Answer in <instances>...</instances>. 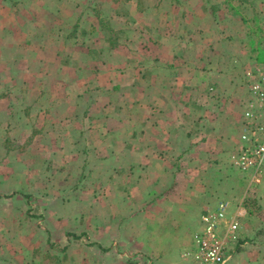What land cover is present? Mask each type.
<instances>
[{"label":"crops","instance_id":"crops-1","mask_svg":"<svg viewBox=\"0 0 264 264\" xmlns=\"http://www.w3.org/2000/svg\"><path fill=\"white\" fill-rule=\"evenodd\" d=\"M183 4L185 11L178 15L165 12L157 17L138 12L137 1H116V31L128 34L115 43L108 37L94 50L91 39L99 29L92 19L78 15L75 6L69 9L54 0H0V53L19 55L18 63L24 67L37 64L34 72L41 86L59 81L64 87H82L80 96H70L67 87L59 104L53 89L42 93L40 103H35L42 118L40 129L44 134L57 131L55 122L60 118L63 129L84 136L82 143L93 141L94 145L103 146L109 156L114 155L111 159L115 169L112 176L106 175L113 189L103 187L97 198L100 213L116 215L115 228L121 237L122 229L129 227L135 232L131 237L136 239L139 220L146 214L151 215L147 228L155 240V231L162 228L161 224L182 229L183 212L190 221L196 210L205 205L192 238L201 226L202 214L220 203L226 204L227 220L239 223V233L247 232L244 221L251 211L246 198L253 196L252 192L233 198L230 194L229 198L208 205L205 202L213 197L209 188L201 192L198 188L197 193L194 187H188L191 182H206L205 175L191 178L172 169L193 164L198 167L196 171L209 172V166L221 165L222 155L239 142L244 108L241 96L234 94L235 83L229 77V69L220 62L221 47L212 41L223 36L220 18L204 10L203 0H182ZM94 53L99 55L95 60L90 56ZM69 69L77 71L68 83ZM57 74L59 79L55 78ZM53 77L50 82L48 79ZM208 85L218 87L210 95L209 109L203 105L204 88ZM223 85L228 88L221 92L219 87ZM111 115L116 128L103 129V121ZM108 131L113 136H105ZM69 140L73 145L75 140ZM83 148L80 154L76 150L82 162L89 153ZM187 152L193 160L186 159ZM182 153L185 156L178 158ZM90 158L86 161L88 166ZM174 174L181 193L170 189ZM142 187L146 191L141 192ZM91 193L82 191L83 196L91 197ZM124 197L126 200L122 201ZM117 241L112 243L117 245ZM241 242L238 239L237 243ZM242 245L247 247L248 243L244 240ZM182 255L179 263L187 264Z\"/></svg>","mask_w":264,"mask_h":264},{"label":"rangeland","instance_id":"rangeland-1","mask_svg":"<svg viewBox=\"0 0 264 264\" xmlns=\"http://www.w3.org/2000/svg\"><path fill=\"white\" fill-rule=\"evenodd\" d=\"M54 1L69 9L75 6L78 15L92 19L99 29L91 39L94 50L101 47L108 37L111 43H115L128 34L115 28L118 16L115 3L118 0ZM134 1H137L138 12L152 16H162L165 12L178 15L185 11L182 0ZM203 6L206 12L220 18L218 23L223 28V36L212 41L214 46L221 47L220 62L229 69V77L235 83L234 94L241 96L244 106L245 73L255 64L264 63V0H203ZM90 56L94 60L99 57L96 53ZM17 57L19 55L0 53V264H181L178 259H181L182 253L187 264H196L185 253L191 248L190 236L205 205L196 210L190 221L184 218L183 212L181 225L184 229H170L161 224L162 228L155 231V240H152V231L147 228L151 215L143 213L137 238L131 237L135 232L129 227L122 229L121 237L115 228L116 215L100 213L97 198L98 191L103 187L113 189L106 175H111L115 169L111 159L114 155L109 156L103 146L98 147L93 141L91 144L82 143L84 136L63 129L60 118L55 122L57 131L44 134L40 129L42 118L35 103L37 100L40 103L42 93L53 89L59 104V100L63 101L60 96L65 94L67 87L71 91L70 96L82 95V87H71L69 84L64 87L59 81L52 85L54 88L41 86L34 72L39 66L33 62L31 67H24L18 63ZM76 71L68 70V83ZM55 78L59 79L58 74ZM53 79L48 80L51 82ZM109 87L114 89V86ZM217 88L211 85L204 88V107H211L210 95ZM227 88L223 85L219 90L224 92ZM105 119L103 129L116 128L112 115ZM49 122L50 119H47V124ZM72 125L76 129L75 120ZM105 136H113V133L108 131ZM69 138L75 140L73 145L69 143ZM238 144L222 155L221 165L209 166V172L206 169L198 172V167L193 164L173 166L172 169L175 168L174 173L180 170L191 178L205 175L206 182H198L203 185L202 188L192 182L188 183V187H194L196 192L198 188L200 192L209 188L213 197L205 202L208 205L229 198L230 194L233 198L240 197L244 192L248 195L253 193L246 198L251 211L244 221L247 232L239 233L238 239L243 240L241 245L238 240L228 243L230 258L227 264L238 253L240 255L234 258L232 264H264V166L260 181L253 182L252 171L239 169L232 162ZM83 147L89 151L85 155L92 158L89 166L86 162L88 157L82 162L78 155ZM175 153L176 150L171 156L174 157ZM188 154L186 159L193 160L192 154ZM181 156L185 155L182 153L178 158ZM111 179L113 181L114 178ZM170 187L172 192L181 193L175 174ZM142 190L146 191L145 187ZM82 191H91V197L83 196ZM172 206L179 208L177 203H172ZM68 232L74 233L76 238L69 237ZM115 239L118 240L117 245L112 243ZM244 240L248 243L247 247L242 245Z\"/></svg>","mask_w":264,"mask_h":264},{"label":"built area","instance_id":"built-area-1","mask_svg":"<svg viewBox=\"0 0 264 264\" xmlns=\"http://www.w3.org/2000/svg\"><path fill=\"white\" fill-rule=\"evenodd\" d=\"M246 99L241 115V134L233 164L252 171V180L260 181L264 166V63H257L245 73ZM239 238V223L227 220L226 204L201 216V226L191 239L185 254L196 264H227L228 243Z\"/></svg>","mask_w":264,"mask_h":264},{"label":"trees","instance_id":"trees-1","mask_svg":"<svg viewBox=\"0 0 264 264\" xmlns=\"http://www.w3.org/2000/svg\"><path fill=\"white\" fill-rule=\"evenodd\" d=\"M67 234L69 235V237L72 236V237L76 238V235L74 233L68 232Z\"/></svg>","mask_w":264,"mask_h":264}]
</instances>
